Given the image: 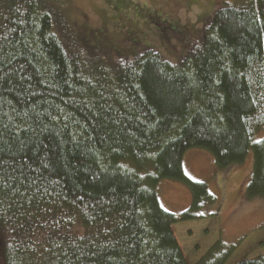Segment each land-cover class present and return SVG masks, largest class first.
<instances>
[{"label": "trees", "instance_id": "1", "mask_svg": "<svg viewBox=\"0 0 264 264\" xmlns=\"http://www.w3.org/2000/svg\"><path fill=\"white\" fill-rule=\"evenodd\" d=\"M65 1L0 0V264H190L172 228L214 200L185 176L188 150L218 170L251 150L245 198L264 199V0L223 4L175 64L68 46ZM164 179L188 187L187 211L161 208ZM233 250L217 241L194 264Z\"/></svg>", "mask_w": 264, "mask_h": 264}, {"label": "rangeland", "instance_id": "2", "mask_svg": "<svg viewBox=\"0 0 264 264\" xmlns=\"http://www.w3.org/2000/svg\"><path fill=\"white\" fill-rule=\"evenodd\" d=\"M238 0H66L59 8L64 19L63 41L76 43L95 60H131L146 48L177 63L194 48L209 19L223 4ZM96 48H95V47ZM133 53V54H132ZM89 56V55H88ZM110 59V60H109ZM263 133L255 137L261 140ZM250 150L243 163L218 170L204 149H190L182 159L185 176L203 183L213 204L204 206L205 219L173 226L178 245L190 264L199 261L217 241L233 246L227 264L264 258V199H246L252 174ZM159 204L179 215L192 203L183 183L161 180L156 186Z\"/></svg>", "mask_w": 264, "mask_h": 264}]
</instances>
